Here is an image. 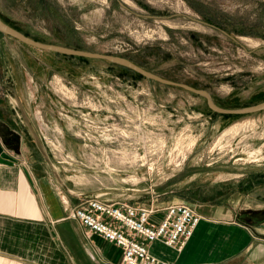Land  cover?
I'll list each match as a JSON object with an SVG mask.
<instances>
[{"label":"rangeland","instance_id":"1","mask_svg":"<svg viewBox=\"0 0 264 264\" xmlns=\"http://www.w3.org/2000/svg\"><path fill=\"white\" fill-rule=\"evenodd\" d=\"M0 19L39 42L205 90L222 109L264 102L263 0H0ZM0 31L28 55L30 117L78 196L261 204L264 108L216 112L202 94L121 63Z\"/></svg>","mask_w":264,"mask_h":264},{"label":"crops","instance_id":"2","mask_svg":"<svg viewBox=\"0 0 264 264\" xmlns=\"http://www.w3.org/2000/svg\"><path fill=\"white\" fill-rule=\"evenodd\" d=\"M14 47L0 31V264H120L122 249L73 215L88 196L61 178L30 117L28 55ZM253 198L261 204L196 205L183 250L154 241L150 252L171 264H264V198Z\"/></svg>","mask_w":264,"mask_h":264},{"label":"built area","instance_id":"3","mask_svg":"<svg viewBox=\"0 0 264 264\" xmlns=\"http://www.w3.org/2000/svg\"><path fill=\"white\" fill-rule=\"evenodd\" d=\"M162 210L163 218L154 216ZM90 234H96L118 245L123 251L120 264H171L154 256L149 244L162 241L178 251L183 250L201 221L196 208L178 201L164 208L110 203L99 196L87 197L73 210Z\"/></svg>","mask_w":264,"mask_h":264},{"label":"water","instance_id":"4","mask_svg":"<svg viewBox=\"0 0 264 264\" xmlns=\"http://www.w3.org/2000/svg\"><path fill=\"white\" fill-rule=\"evenodd\" d=\"M0 26H2V27H0V29L2 31L6 32L7 34H9L11 36L16 37L17 39H19V40H21V41H23L29 45H32V46H35V47H38L41 49H45V50L56 51V52L68 54V55H79V56H89V57L109 59V60L121 63L123 65H126V66L130 67L131 69L143 74L144 76H146L148 78L157 80V81L162 82V83H166V84H170V85H174V86H179V87H182V88L187 89L189 91H192V92H195L198 94H202L203 96H205L207 98L210 108L216 112L227 113V114H242V113H249V112H253V111H258V110L264 108V102H263L259 105H256V106H253V107H250L247 109H243V110L222 109V108L217 107L213 103L212 98L207 91L197 89V88L188 86V85L183 84V83H178V82L168 80V79L159 77L157 75H154L150 72L143 70L142 68L138 67L137 65H135L134 63H132L131 61H129L125 58L113 56V55L101 54V53L78 51V50H74V49H68V48L58 47V46L46 44L43 42H39L37 40H34V39L28 37L27 35H25L21 32H19L18 30L14 29L13 27H11L7 23H5L2 19H0Z\"/></svg>","mask_w":264,"mask_h":264},{"label":"bare ground","instance_id":"5","mask_svg":"<svg viewBox=\"0 0 264 264\" xmlns=\"http://www.w3.org/2000/svg\"><path fill=\"white\" fill-rule=\"evenodd\" d=\"M0 27H2V26H0Z\"/></svg>","mask_w":264,"mask_h":264}]
</instances>
